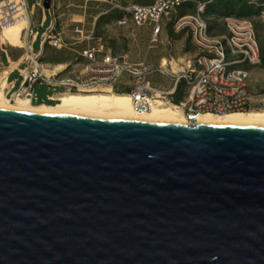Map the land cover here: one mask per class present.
Masks as SVG:
<instances>
[{
	"label": "water",
	"instance_id": "95a60500",
	"mask_svg": "<svg viewBox=\"0 0 264 264\" xmlns=\"http://www.w3.org/2000/svg\"><path fill=\"white\" fill-rule=\"evenodd\" d=\"M0 264H264V127L0 110Z\"/></svg>",
	"mask_w": 264,
	"mask_h": 264
},
{
	"label": "built area",
	"instance_id": "2783aa9c",
	"mask_svg": "<svg viewBox=\"0 0 264 264\" xmlns=\"http://www.w3.org/2000/svg\"><path fill=\"white\" fill-rule=\"evenodd\" d=\"M195 2V11L179 14L184 6ZM207 0H152L151 3H134L124 8L118 22L121 25L133 23L147 25L152 31V42L158 41L163 33L165 21L174 15L173 28L176 32H186L198 49L194 61L187 67L174 65V60L164 63L149 61L132 62L124 55L114 54L103 43L89 44L81 53L85 60L78 72L65 73L48 70L42 58V51L48 42L56 48L64 46L60 33H53V20L42 34L32 28V17L36 6L46 11L45 0H37L30 5L28 0H0V31L28 17L29 26L23 31L25 53L23 68L18 79L9 81L6 94L13 97H27L33 103L40 100L35 92L37 84L63 88L65 91L98 89L111 85L119 89L123 84L129 88L133 108L144 112L156 106L160 99L180 105L191 123L205 112L217 114L247 110L251 107L249 80L251 71L245 64L258 66L262 63L259 36L254 22L245 17L228 16L224 19L226 33L215 36L210 31ZM52 4L48 11L51 14ZM44 22V16L40 23ZM40 47L35 50V42ZM66 68V67H65ZM171 79L172 87L167 89L154 81L155 75ZM125 80V81H124ZM181 94L183 100L175 101ZM54 94L47 99L55 101Z\"/></svg>",
	"mask_w": 264,
	"mask_h": 264
},
{
	"label": "rangeland",
	"instance_id": "374dc122",
	"mask_svg": "<svg viewBox=\"0 0 264 264\" xmlns=\"http://www.w3.org/2000/svg\"><path fill=\"white\" fill-rule=\"evenodd\" d=\"M36 1L28 0L30 5ZM207 1H210L207 9L210 31L215 36L226 33L224 19L228 16L245 17L254 22L259 36L262 63L258 66L245 64L244 67L251 70V74L254 75H251L249 80L251 108L264 109V0ZM151 2L152 0H52L51 14L48 9L44 12V9L37 6L31 20L32 28L34 27L35 31L38 30L39 34L46 31L50 23L46 22V24L40 25L42 17L46 13L47 17L53 20V33H60L64 39L62 48H56L48 42L45 44L42 51L44 62L52 65H66L64 74L78 72L85 62L81 55L82 51L89 44L103 43L108 51L124 55L132 62L146 60L160 63L165 57L168 61L175 60L174 65L178 67H187L190 60L194 61L198 49L186 32L174 30V15L165 21L163 33L156 42H152V31L147 25L119 24L118 20L126 6ZM195 9V2H191L187 7L180 8L178 13H192ZM20 47L16 48L8 45V42H2L0 35V87H5L8 78V70L4 67L1 59L2 48L7 49L11 55L12 50L17 49L16 58H21L25 49ZM39 47L40 42H35V50H38ZM46 67L48 70H53L51 66ZM18 76V73H15L11 78L15 79ZM153 79L167 89L172 87V81L167 76L158 74ZM19 84L18 81L16 86ZM115 90L119 93H128L129 88L121 84L119 89L115 87ZM60 91H63V88L37 84L35 92L41 99L35 101L34 104H55V101L48 100L47 97ZM182 100L181 94L175 96V101Z\"/></svg>",
	"mask_w": 264,
	"mask_h": 264
},
{
	"label": "bare ground",
	"instance_id": "6f19581e",
	"mask_svg": "<svg viewBox=\"0 0 264 264\" xmlns=\"http://www.w3.org/2000/svg\"><path fill=\"white\" fill-rule=\"evenodd\" d=\"M29 23L30 19L24 17L0 31V35L5 37L11 46L24 47L26 42L23 31ZM163 62L167 63L168 60L164 57ZM46 66H51L58 71L66 67L64 64H46ZM56 97H58L56 100L58 102L55 104H34L27 97L17 95L8 97L4 87H0V110L183 126L264 127V109L251 107L245 111H231L222 114L205 112L200 114L194 123L189 121L180 105L172 103L169 99H160L152 109L137 112L133 108L129 93H119L111 85L98 89L65 91L57 94Z\"/></svg>",
	"mask_w": 264,
	"mask_h": 264
},
{
	"label": "crops",
	"instance_id": "0c3cea01",
	"mask_svg": "<svg viewBox=\"0 0 264 264\" xmlns=\"http://www.w3.org/2000/svg\"><path fill=\"white\" fill-rule=\"evenodd\" d=\"M46 19H47V15L45 13V15H44V22L43 23H40V25H43L45 23ZM2 42H4V37H2ZM16 50L17 49H13L12 50V55H11L8 52L7 49L2 48L1 59L3 60L2 63L4 65V67L7 68V70H8L9 81H12V80L14 81L15 79H18V81H19V79H20V71H21V69L24 66V64H23V55L21 56V58L20 57L19 58H16V55H18L17 52H16ZM15 73H18L19 76L17 78H15V79H12L11 77ZM251 75L254 76L253 74H251ZM17 82H16V84H17ZM6 87H8V81L6 82V85L4 87L5 93H6ZM55 94L57 95L58 93H55ZM59 94H61V93H59ZM56 95H54V98H55ZM55 100H58V97H56Z\"/></svg>",
	"mask_w": 264,
	"mask_h": 264
},
{
	"label": "trees",
	"instance_id": "16d2710c",
	"mask_svg": "<svg viewBox=\"0 0 264 264\" xmlns=\"http://www.w3.org/2000/svg\"><path fill=\"white\" fill-rule=\"evenodd\" d=\"M121 17V16H120ZM46 22H49L50 23V18L49 17H47V19H46V21H45V24H46ZM4 42H7V40H6V38L4 37ZM44 61V60H43ZM42 104V103H41Z\"/></svg>",
	"mask_w": 264,
	"mask_h": 264
}]
</instances>
